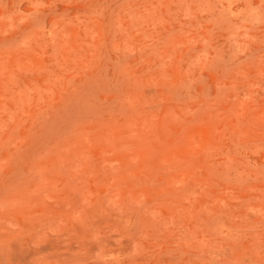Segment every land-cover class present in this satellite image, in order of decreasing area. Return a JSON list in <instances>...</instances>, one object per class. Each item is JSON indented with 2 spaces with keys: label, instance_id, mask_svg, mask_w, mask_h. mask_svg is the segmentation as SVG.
I'll return each instance as SVG.
<instances>
[{
  "label": "rangeland",
  "instance_id": "1",
  "mask_svg": "<svg viewBox=\"0 0 264 264\" xmlns=\"http://www.w3.org/2000/svg\"><path fill=\"white\" fill-rule=\"evenodd\" d=\"M0 264H264V0H0Z\"/></svg>",
  "mask_w": 264,
  "mask_h": 264
}]
</instances>
